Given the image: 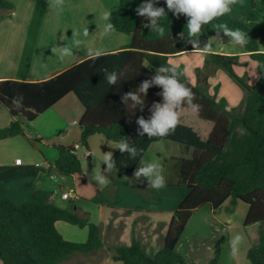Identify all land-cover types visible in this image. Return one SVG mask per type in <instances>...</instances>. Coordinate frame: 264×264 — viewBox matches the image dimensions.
Returning <instances> with one entry per match:
<instances>
[{
	"label": "trees",
	"instance_id": "16d2710c",
	"mask_svg": "<svg viewBox=\"0 0 264 264\" xmlns=\"http://www.w3.org/2000/svg\"><path fill=\"white\" fill-rule=\"evenodd\" d=\"M111 11L114 32L129 36L126 50L108 53L93 61L91 58L69 68L61 74L40 83L0 81V103L14 119L8 127L0 129V140L23 135L38 116L68 94H73L85 112L78 123L81 135L79 146L88 149L92 135H103L111 142L128 137L133 146L143 149L134 160L119 150L113 153L116 168L111 171L128 180L149 147L158 142H171L179 146L180 156L164 160L166 186L179 190L182 201L173 213L162 247L148 255L138 241L129 246L113 248V259L121 264H194L187 263L175 251L186 224L193 213L207 206L213 213L228 201L231 212L238 203L247 206L244 227L258 225L257 240L250 246L246 257L250 264H264V0H242L232 6L230 14L203 26L199 37L201 47L210 43L217 34L216 25L226 23L230 29H240L248 34L249 42L243 53L256 64L258 80L254 85L246 77L235 74L234 68L244 65L239 55L203 54V66L197 68L196 85L183 75L180 81L195 93L194 103L201 110L192 112L185 104L180 113V123L166 137L138 135L136 120L151 117L153 103H162L161 86L153 84L144 96V110L125 105L122 95L136 92L144 80H150L160 65L170 59L190 53L187 17L179 18L167 10L164 0L157 6L165 7L167 17L160 23L165 28L163 38L144 25L148 23L136 14V7L144 0H116ZM14 5L0 0V12L11 13ZM220 33H223L222 31ZM224 34V33H223ZM102 67L115 68L119 81L115 86L104 82ZM217 70L225 72L243 91V99L236 109H227L225 99L208 93V78ZM204 85V86H203ZM143 96V94H141ZM23 99H20V97ZM13 97L21 105L13 106ZM23 118L25 123L17 119ZM240 129L246 130L241 135ZM58 158L53 170L60 176L71 177L81 173V163L74 146H56ZM30 172L39 171L35 167ZM118 186L119 182L113 181ZM51 193L35 190L32 200L17 205L0 193V261L2 264H63L76 254H89L102 247L98 227L78 217L69 209L57 207L49 201ZM159 202V199H156ZM63 221L88 229L85 243L66 241L58 233L55 223ZM206 264H217L210 260Z\"/></svg>",
	"mask_w": 264,
	"mask_h": 264
},
{
	"label": "crops",
	"instance_id": "0c3cea01",
	"mask_svg": "<svg viewBox=\"0 0 264 264\" xmlns=\"http://www.w3.org/2000/svg\"><path fill=\"white\" fill-rule=\"evenodd\" d=\"M8 1L14 5L13 11L0 12V81L40 83L89 59V50L117 53L126 50L130 44L129 36L114 31L109 34L103 32V14L109 12L110 1L112 7H116L114 0H98V20L89 14L72 11L80 0H64L62 9L55 6V0ZM67 9L71 11L67 12ZM82 15L87 18L81 19ZM65 20L70 21L69 25ZM85 29L89 31L88 36L83 35ZM64 46L69 47L73 55L61 59L60 50ZM240 47L242 50L234 53L220 49L213 53L239 55L240 62L248 66L254 63L243 53V46ZM53 48L57 50L56 54L52 52ZM195 54L203 58V54ZM258 77L259 74H255V80ZM84 112L75 95L68 94L28 127H23V135L0 140V193L13 203L22 205L32 200L35 190L49 191L46 187L52 180L63 189L76 192L78 200L70 202L61 199L64 192L59 196L49 191V201L95 224L102 247L93 253L73 255L63 264H121L113 259V248L129 246L133 240L138 241L148 255H153L162 247L173 213L183 197L173 187L165 185L159 190L149 187V179L143 176L136 179L135 172L128 180L112 171L109 172L111 177H107L103 153H114L118 149L110 147L109 144L114 147L115 143L99 134L89 137L88 149L79 146L81 132L78 123ZM13 120L0 103V129L8 127ZM17 120L25 123L23 118ZM158 143H165L172 153L169 158L180 156L173 143ZM158 143L149 147L136 170L147 164V154ZM56 146L76 148L81 163L80 174L63 177L53 170L58 158ZM80 149L81 155L78 154ZM156 156L161 155L156 153ZM14 160H20V164H15ZM30 167L39 171L30 172ZM162 169L165 177L164 165ZM99 172L108 178L106 185H100L94 179ZM114 180L119 182L118 186L114 185ZM227 206L228 201L215 213L207 206L193 213L175 247L187 263L206 264L213 259L217 264H250L246 254L256 242L257 233L249 234L248 230L257 232L258 225L243 226L248 211L244 204L238 203L231 212L226 210ZM55 228L69 242L85 243L88 237L86 227L58 221ZM236 234L242 235L243 240L238 245V253L233 256L229 241Z\"/></svg>",
	"mask_w": 264,
	"mask_h": 264
},
{
	"label": "clouds",
	"instance_id": "9594fccd",
	"mask_svg": "<svg viewBox=\"0 0 264 264\" xmlns=\"http://www.w3.org/2000/svg\"><path fill=\"white\" fill-rule=\"evenodd\" d=\"M167 10L172 12L174 16L179 18L181 15L187 17V30H188V42L192 44L193 51L201 54H210L211 45L206 43L201 47L199 37L203 34V26L210 24L213 20L230 14L232 6L237 3H242V0H164ZM159 0H144L139 4L135 12L138 16L143 17L148 23L144 26L149 28L158 37L163 38L165 35V28L160 21L167 17L165 7L157 6ZM55 6L58 9H62L64 6V0H55ZM103 20L105 21L103 32L109 34L115 30V24L112 22L111 13L105 12L103 14ZM218 30L217 35L222 31L224 35L230 38V43L240 46H245L249 42L248 34L240 29H230L226 23H221L215 26ZM84 36L89 35L88 29L83 32ZM56 49L53 48L52 52L56 54ZM90 58L95 61L106 56L108 53L101 49L89 50ZM73 55L72 50L64 46L60 50V58ZM104 74V82L107 85L115 86L119 81V73L115 68L102 67L100 69ZM183 75L179 65L173 61H168L164 65H160L156 69V74L150 80H144L138 87V91H129L122 95L121 101L125 105L131 102V107H140V111L144 110V96L147 95L148 89L153 85L161 86L163 92L160 95L163 96L162 103H153L151 108V117L145 119L140 116L136 123L139 125L138 135L143 137L147 134L149 139L153 137H166L172 134L177 125L180 123V113L184 105L186 104L192 112H199L201 105L194 103L196 96L191 88L182 83L179 77ZM143 94V96L141 95ZM20 99H23L21 96ZM13 106L19 108L21 105L18 103L15 97H13ZM241 135L246 134V130L240 129ZM116 148L121 154L127 153L131 159H135L138 155L143 153L142 148H138L130 144L128 137H121V139L115 143L113 147ZM103 163L107 165V172H110L113 168H116V160L113 152L109 151L103 153ZM139 167L134 176L139 179L141 176L149 179V187L159 190L166 185V180L162 174L163 169L161 164L157 162H149ZM94 179L100 185H106L108 178L101 172L94 175ZM243 236L236 234L230 241V247L232 255L235 256L238 251V245L242 242Z\"/></svg>",
	"mask_w": 264,
	"mask_h": 264
},
{
	"label": "rangeland",
	"instance_id": "374dc122",
	"mask_svg": "<svg viewBox=\"0 0 264 264\" xmlns=\"http://www.w3.org/2000/svg\"><path fill=\"white\" fill-rule=\"evenodd\" d=\"M112 2V1H110ZM109 2V12L113 11L114 8ZM115 4L117 3L116 0L113 1ZM107 3V2H106ZM100 2L98 0H80L76 3V6L72 9V11L75 10V13H86L89 14V17L96 18V20L99 19L98 16V10H99ZM117 6V4H116ZM71 11L70 9H67V12ZM87 18L82 15L81 19ZM66 24L69 25V20H65ZM211 44V50L212 53L216 52L220 49L222 52H237L239 50H242L240 45H235L230 43V38L223 33H219V35H215L213 38L210 39ZM171 61L177 63L179 66L183 67V72L185 77L188 79V81L192 85H196L197 78H196V69L202 68L203 66V58L202 55L191 53L187 55L177 56ZM244 65L234 68V72L239 77H246L247 83L249 85H254L257 81L255 80V74L258 75L256 71V64L251 63V67H249L247 64L243 63ZM208 93L210 95H214V87L218 85V91L216 94V98L219 100L221 98L225 99L227 109H236L240 105L242 99H243V91L235 84L231 78L222 70L215 71L209 78H208ZM204 86V85H203ZM165 143H158L156 146H154L149 153L147 154L145 163L148 162H157L159 164L164 165V160L161 157L169 158L172 153L169 152L168 148H166L164 145ZM176 150L180 152V148L178 145L174 144ZM82 149L78 151V154L81 155ZM156 153H159L161 156L157 157ZM163 162V163H162ZM104 174L110 176V173L104 170ZM111 177V176H110ZM60 184L57 183V181H49L47 184V190L54 191L57 195H61L62 192H68L70 191L69 188H62L59 187ZM178 190V189H177ZM179 191V190H178ZM58 201V199H57ZM84 202V201H83ZM67 204V203H64ZM264 225V224H262ZM249 234L257 233L255 229L248 230Z\"/></svg>",
	"mask_w": 264,
	"mask_h": 264
},
{
	"label": "built area",
	"instance_id": "2783aa9c",
	"mask_svg": "<svg viewBox=\"0 0 264 264\" xmlns=\"http://www.w3.org/2000/svg\"><path fill=\"white\" fill-rule=\"evenodd\" d=\"M14 163L15 164H20V160H14ZM61 199L64 200V201H70V202H73V201H77L78 200V196L76 194L75 191L73 190H70L68 192H64L62 195H61Z\"/></svg>",
	"mask_w": 264,
	"mask_h": 264
}]
</instances>
